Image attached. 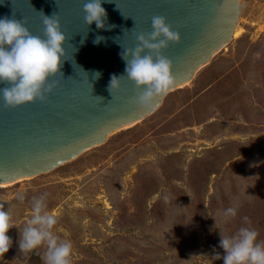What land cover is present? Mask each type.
Wrapping results in <instances>:
<instances>
[{"label": "rangeland", "instance_id": "374dc122", "mask_svg": "<svg viewBox=\"0 0 264 264\" xmlns=\"http://www.w3.org/2000/svg\"><path fill=\"white\" fill-rule=\"evenodd\" d=\"M239 9L241 34L154 113L49 173L0 186L14 222L0 264H44L45 247L19 249L42 194L72 264H224L213 259L225 255L220 233L251 227L264 241V0ZM229 207L235 217L223 215Z\"/></svg>", "mask_w": 264, "mask_h": 264}, {"label": "water", "instance_id": "95a60500", "mask_svg": "<svg viewBox=\"0 0 264 264\" xmlns=\"http://www.w3.org/2000/svg\"><path fill=\"white\" fill-rule=\"evenodd\" d=\"M85 2L0 0V18L25 21L32 35L44 38L43 13H55L66 37V60L60 73L49 78L57 87L46 102L6 108L0 94L1 186L49 173L160 107L165 97L154 109L141 108L136 86L126 76L112 95L108 90L113 75L125 74L121 53L137 46L139 34L152 31V17H165L181 37L162 52L173 64L176 89L231 41L240 16L239 0H102L107 21L98 29L85 23ZM97 36L105 39L94 43Z\"/></svg>", "mask_w": 264, "mask_h": 264}, {"label": "clouds", "instance_id": "9594fccd", "mask_svg": "<svg viewBox=\"0 0 264 264\" xmlns=\"http://www.w3.org/2000/svg\"><path fill=\"white\" fill-rule=\"evenodd\" d=\"M108 2V0H107ZM85 23L96 24L98 29L105 28L107 12L102 7V0H86L83 5ZM43 13V12H42ZM25 21L4 17L0 18V88L6 108H15L39 100L46 102L57 87L49 78L60 73L62 59L65 57L63 45L66 37L61 30L60 18L53 13H43L44 38L32 35L24 26ZM114 27V26H111ZM105 38L97 36L94 43ZM138 44L134 49L124 50L121 58L125 61V74L113 75L109 83V92L120 88V81L127 77L137 89L136 103L144 109H154L158 99L171 92L176 80L173 76V64L162 52L169 44H179L181 37L174 32L163 16L152 17V31L137 36ZM147 51L148 54H145ZM96 79L100 73L95 72ZM103 100L102 97H98ZM178 207V206H176ZM183 208V207H179ZM32 216L20 233L19 249L30 252L45 247L44 264H72L73 245L69 240L61 239L54 231L58 218L48 210L47 194L33 197ZM223 215L235 217L237 208H227ZM245 221L249 224L247 217ZM14 227L10 209L5 210L0 202V256H4L12 247L13 241L8 236ZM259 233L251 227H241L230 237L220 233V245L225 252L218 253L213 259H223L224 264H264V241H258Z\"/></svg>", "mask_w": 264, "mask_h": 264}, {"label": "bare ground", "instance_id": "6f19581e", "mask_svg": "<svg viewBox=\"0 0 264 264\" xmlns=\"http://www.w3.org/2000/svg\"><path fill=\"white\" fill-rule=\"evenodd\" d=\"M240 34H241V29H240V27H239V19H238V23H237L236 28H235L234 33H233V37H237V36L240 35ZM225 47H226V46H225ZM223 49H224V48H223ZM188 83H190V81L186 82V83L183 84V85H180L178 88H180V87H182V86H184V85H187ZM176 89H177V88H176ZM133 125H135V124H131L130 126H133ZM130 126H126V127H124V128L130 127ZM124 128H122V129H124ZM108 137H109V136H108ZM28 179H29V178H28ZM22 180H25V179L18 180V181L14 182V183H17V182L22 181ZM14 183H10L9 185H13ZM9 185H4V186H9ZM0 186H1V185H0Z\"/></svg>", "mask_w": 264, "mask_h": 264}]
</instances>
